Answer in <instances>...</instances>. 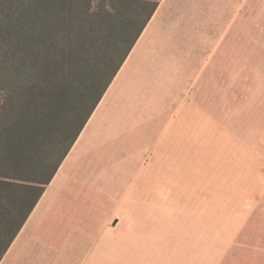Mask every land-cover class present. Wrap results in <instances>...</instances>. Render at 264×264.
Segmentation results:
<instances>
[{
    "label": "rangeland",
    "instance_id": "obj_1",
    "mask_svg": "<svg viewBox=\"0 0 264 264\" xmlns=\"http://www.w3.org/2000/svg\"><path fill=\"white\" fill-rule=\"evenodd\" d=\"M251 2L221 50L133 48L110 88L120 158L81 161L110 203L65 234L60 264H211L237 215L257 204L264 220V0Z\"/></svg>",
    "mask_w": 264,
    "mask_h": 264
},
{
    "label": "trees",
    "instance_id": "obj_2",
    "mask_svg": "<svg viewBox=\"0 0 264 264\" xmlns=\"http://www.w3.org/2000/svg\"><path fill=\"white\" fill-rule=\"evenodd\" d=\"M162 0H0V262Z\"/></svg>",
    "mask_w": 264,
    "mask_h": 264
},
{
    "label": "crops",
    "instance_id": "obj_3",
    "mask_svg": "<svg viewBox=\"0 0 264 264\" xmlns=\"http://www.w3.org/2000/svg\"><path fill=\"white\" fill-rule=\"evenodd\" d=\"M251 4V0H162L135 45L136 56L144 50H221L226 36L244 25L240 20ZM119 75L120 71L111 86ZM111 86L0 264H60L58 252L64 247L60 244L69 241L65 234L70 237L86 225L96 226V217L91 216L96 199L104 195L108 202L104 191L110 192L81 161L113 158L114 148H120V108L114 107L119 97ZM257 208L256 204L249 213L237 215L229 236L213 251L211 264H264V220L252 218ZM257 226L261 229L250 234L249 229Z\"/></svg>",
    "mask_w": 264,
    "mask_h": 264
},
{
    "label": "snow or ice",
    "instance_id": "obj_4",
    "mask_svg": "<svg viewBox=\"0 0 264 264\" xmlns=\"http://www.w3.org/2000/svg\"><path fill=\"white\" fill-rule=\"evenodd\" d=\"M101 7H103V0H99Z\"/></svg>",
    "mask_w": 264,
    "mask_h": 264
}]
</instances>
